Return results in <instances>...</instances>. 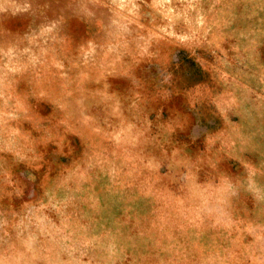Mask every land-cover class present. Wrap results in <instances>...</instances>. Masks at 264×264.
<instances>
[{"label":"rangeland","instance_id":"rangeland-1","mask_svg":"<svg viewBox=\"0 0 264 264\" xmlns=\"http://www.w3.org/2000/svg\"><path fill=\"white\" fill-rule=\"evenodd\" d=\"M0 264H264V0H0Z\"/></svg>","mask_w":264,"mask_h":264}]
</instances>
